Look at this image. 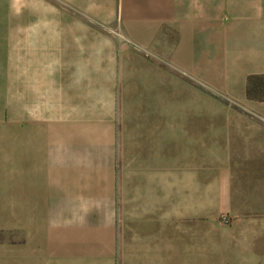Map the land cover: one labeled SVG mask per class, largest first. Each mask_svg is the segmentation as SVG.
I'll return each mask as SVG.
<instances>
[{
  "label": "crops",
  "instance_id": "crops-1",
  "mask_svg": "<svg viewBox=\"0 0 264 264\" xmlns=\"http://www.w3.org/2000/svg\"><path fill=\"white\" fill-rule=\"evenodd\" d=\"M105 2L132 45L100 100L97 36L76 31L91 23L32 21L19 45L0 22V264H177L179 150L210 149L240 205L236 260L264 264V163H249L264 157V101L247 96L264 77V0ZM179 71L198 107L241 114L179 119Z\"/></svg>",
  "mask_w": 264,
  "mask_h": 264
},
{
  "label": "rangeland",
  "instance_id": "rangeland-1",
  "mask_svg": "<svg viewBox=\"0 0 264 264\" xmlns=\"http://www.w3.org/2000/svg\"><path fill=\"white\" fill-rule=\"evenodd\" d=\"M38 20H81L91 23V27L76 28V31L81 30L83 37L97 36L99 100L102 96L104 98L113 78L108 74L107 62L120 63L122 48L132 45L122 32L120 12L116 9L110 11L105 0H97L93 6L84 0H77L75 4L68 3V0L66 3L64 0H0L3 41L9 42L10 32L16 30L19 45H24L27 31L32 29V21ZM114 80L116 84V77ZM2 94L3 117L8 118L9 92L3 91ZM178 98L179 119L193 115L227 118L241 114L239 108L218 106L212 101L198 107L199 102L189 94V75L181 71ZM182 126L179 124V128ZM104 145L105 141L99 140V147ZM207 152L206 155H197L179 150L177 264H241L243 262L236 260L239 251L235 243L237 236L234 225V216L239 213L240 205L233 203L232 196L223 198L222 189L218 186V177L222 174L219 169H223L226 157L219 156L213 149ZM105 162V155H99V163ZM249 163L262 164L264 157H253ZM252 207L253 211L260 212L254 215L261 214L264 219V205L253 204Z\"/></svg>",
  "mask_w": 264,
  "mask_h": 264
},
{
  "label": "trees",
  "instance_id": "trees-1",
  "mask_svg": "<svg viewBox=\"0 0 264 264\" xmlns=\"http://www.w3.org/2000/svg\"><path fill=\"white\" fill-rule=\"evenodd\" d=\"M247 96L250 100L264 101V77H253L249 80Z\"/></svg>",
  "mask_w": 264,
  "mask_h": 264
}]
</instances>
